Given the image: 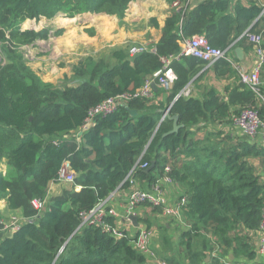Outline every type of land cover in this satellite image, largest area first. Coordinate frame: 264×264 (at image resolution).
I'll list each match as a JSON object with an SVG mask.
<instances>
[{
  "label": "trees",
  "instance_id": "16d2710c",
  "mask_svg": "<svg viewBox=\"0 0 264 264\" xmlns=\"http://www.w3.org/2000/svg\"><path fill=\"white\" fill-rule=\"evenodd\" d=\"M129 1L0 0V161L7 164V171L0 170V200L5 202L0 209V264H150L132 247V230L116 237L98 224H80L83 214L114 191L132 188L124 181L130 171L137 180L153 183L166 166L185 197L181 224L167 226L163 219L154 223L147 214L137 218L139 224L157 228L158 244L152 242V247L158 256L166 264H259L264 149L217 125L232 123L246 107L256 109L264 120V103L238 82L230 60L219 58L209 66L215 76L235 79L224 95L209 86L201 98L184 96L180 91L209 67L193 56L173 59L175 79L170 87L156 83L152 89L153 94L166 93L162 103H150L152 97H130L114 113L95 116L87 130L77 132L89 110L104 98L139 89L163 66L162 57L179 51L180 36L202 34L229 56L237 46L244 52L252 49L244 34L249 29L261 34L264 47V16H259L264 0H200L191 7L185 0H165L172 9L154 45L135 55L115 49L110 60H78L72 83L67 78L60 85L44 81L24 59L22 46L50 36L48 27L22 29L25 20L59 14L72 18L84 12L123 19ZM150 22L159 26L155 17ZM62 31L56 29L53 35ZM169 105V115H177L181 125L172 133L171 119L159 122L160 108ZM65 160L73 181L42 207L34 206L33 201L45 199ZM152 162L153 168L146 171ZM105 205L107 210L110 206ZM151 211L160 213L158 208ZM2 217L11 224L14 218L21 221L8 233ZM103 218L115 226L114 216ZM174 229L179 230L176 240Z\"/></svg>",
  "mask_w": 264,
  "mask_h": 264
},
{
  "label": "built area",
  "instance_id": "2783aa9c",
  "mask_svg": "<svg viewBox=\"0 0 264 264\" xmlns=\"http://www.w3.org/2000/svg\"><path fill=\"white\" fill-rule=\"evenodd\" d=\"M188 3V0L185 1V5ZM174 4L177 5V2ZM264 16V6L261 10L259 16ZM258 16V17H259ZM249 43L252 44V49L256 56V61L254 66L249 71L237 67L239 80L241 83L245 84L249 89H251L264 103V92L261 90V81H260V71L264 64V47L262 46V36L260 33H250L248 30L244 32ZM180 45L179 51L174 55H169L162 57L163 66L155 71L150 78H148L145 83L137 89L133 94L124 93L115 97H106L100 103L92 107L88 116L85 119L82 129H87L89 127L90 121H93L97 115H107L117 111L120 102L126 100L133 96H145L151 98L153 95L152 89L155 82H157L162 88L168 89L175 79V73L170 67V63L173 59H180L185 56H193L203 60L206 63V67L211 66L219 58H227L226 49L222 50L219 48L212 47L206 37L202 34L193 35L190 37L180 36L178 39ZM148 47H145L141 44H134L129 49L128 52L130 55L139 54L147 50ZM153 48H150V50ZM170 106H168L166 112ZM165 118V114H162L160 120L162 121ZM233 126L239 130L241 135L249 137L252 141L258 140L261 147L264 149V120L259 116V113L256 109L246 107L241 109L236 115L232 118ZM143 154V153H142ZM146 165V164H144ZM143 165V166H144ZM169 166H166L162 178L167 183H174V180L167 174L169 171ZM130 173L126 176L125 179H128L131 184V189H129L128 200L125 204L124 209V219L129 221L128 215L135 213V207L140 203H147L152 207H158L161 209V212L164 216L169 218H175L180 220L182 216V205L185 202V197H180L176 199L175 202H168L161 184L156 183L150 190L140 189L134 179L130 176ZM74 178V173L70 168L68 161H64L55 178L57 182H71ZM106 201V200H105ZM105 201L99 203L93 210L88 213L83 214L82 224L93 223L100 225L106 231H110L116 237H122L123 231L121 228L111 227L106 224L104 221V215H116L114 210L110 209L108 212L104 210ZM34 206L42 207L43 202L36 200L33 201ZM19 220L14 218L12 219L13 229L17 228ZM152 241V231L149 228L141 225L136 229V233L132 236L131 245L137 251L143 253L149 261L154 260L156 264H166V262L159 258L154 249L151 246ZM63 249V248H62ZM61 249V250H62ZM60 250V251H61ZM257 254L262 257V264H264V209L262 211L261 221L259 224V233H258V242L256 247ZM257 255V256H258ZM229 264V263H227Z\"/></svg>",
  "mask_w": 264,
  "mask_h": 264
},
{
  "label": "rangeland",
  "instance_id": "374dc122",
  "mask_svg": "<svg viewBox=\"0 0 264 264\" xmlns=\"http://www.w3.org/2000/svg\"><path fill=\"white\" fill-rule=\"evenodd\" d=\"M131 1L133 0H130L128 4ZM148 2L152 3V0H148ZM153 14L154 10H150L141 13L137 19L128 21L133 26L137 25L138 30L133 31H127L126 28L129 27L126 25L125 20L122 23L123 19H119L116 15L101 12H84L69 18L60 14L57 16L61 19L59 20L60 23L72 27L70 29L60 28L63 30L60 35L46 40H37V45L34 43L22 46V54L27 64L44 81L51 82L54 85H60L67 78L72 83L73 81L70 75L78 60L87 59L88 57L97 60L101 58L110 60L111 54L115 49L125 48L128 50L134 44H141L148 48L154 45V34H157L158 30L150 22ZM134 17L130 16L129 18L134 19ZM56 20H58L56 17L51 20L41 19L38 22L30 19L23 22V24L31 26L34 29H39L40 27H45L44 21L46 23L56 24ZM55 30L53 29L52 33H50V30L49 33L54 34ZM109 32L115 38L109 37ZM85 35L89 36L91 40L87 41ZM75 39L83 42V49L78 48L74 42ZM103 39L104 42H102ZM77 50L78 52L76 53ZM0 170L3 172L7 171L5 159L0 161ZM68 184H60L57 189L60 191L63 186ZM1 204H4V202L0 201ZM152 221L154 223H163L159 216H154ZM1 222L4 223L5 229L12 227L10 220H5V217L1 218ZM153 229V243L156 246L158 244V230L155 226ZM172 234L173 239L176 240L179 230L174 229Z\"/></svg>",
  "mask_w": 264,
  "mask_h": 264
},
{
  "label": "crops",
  "instance_id": "0c3cea01",
  "mask_svg": "<svg viewBox=\"0 0 264 264\" xmlns=\"http://www.w3.org/2000/svg\"><path fill=\"white\" fill-rule=\"evenodd\" d=\"M198 1H200V0H188L187 4H188V6L191 7L194 4H196ZM241 2L245 3V0H241ZM171 9H172V6H170L165 0H152V3H149L148 0H133L128 4V7L125 11V15H124L123 20H122L123 21L122 23H124V20H125L126 25L129 27V28H126L127 31L138 30L137 25L133 26L129 22L137 19V17H139V15L143 12H148L150 10H154V14L151 17H155L159 26L158 27L153 26L155 29L158 30V33L154 34L153 39L155 42H157V40L160 37V28L163 25L165 18L170 14ZM59 15H57V16H59ZM57 16H55L56 18H58V20H56V24L46 23V21H44L45 27L50 28V30H51L50 33L53 32V29H60V28L70 29L72 27V26H67V25H64L63 23H60L59 20H61V19H60V17H57ZM130 16H135V17H134V19H132V18H129ZM55 17H53V18H55ZM53 18L47 19L45 17H41L39 20H41V19L51 20ZM27 20H30V19H27ZM38 21H35V22H38ZM63 26H65V27H63ZM21 28L22 29H25V28L34 29L33 27L27 26L23 23L21 24ZM40 29H42V27H40L39 29H35V30H40ZM85 36H86L87 41L91 40V38L89 36H87V35H85ZM52 37H55V36L53 34H50L49 38H52ZM109 37H112V33H110V32H109ZM112 38H115V37H112ZM74 42L77 44L78 48L80 47V49H83V47H82L83 42L82 41H80L79 39H75ZM102 42H104V39L102 40ZM35 45H37V42H35ZM237 47H239V46H237ZM231 50H232L231 51L232 55L229 53V59H230L232 67L237 72V74H238V70L236 69L237 67H240L241 69H245L247 71L252 69V67L254 66V63L256 61V56L254 54L253 49H251L249 51H245V52L242 50L243 51V59L242 60H239L236 58L235 53H234V49H231ZM77 52H78V50L76 51V53ZM234 58L237 60L235 61ZM202 72H203V69L200 73H202ZM200 73H198L196 76H194L188 82V84L180 91V93H182L184 96H189L192 98H201L203 96L205 88L209 87V86H213L222 95H224V88L235 82V79L232 76L231 77L215 76L214 72L210 69V67H209V70H206V72L203 73L201 78H196ZM260 81H261V85L264 87V66L262 67V69L260 71ZM238 82H239V79H238ZM156 87H157L156 83H154L153 89H156ZM165 95H166V93H164V92H159L158 94L154 93L152 96V100H150L149 102L153 103L154 105H159V103H162L164 101ZM164 108H166V106H164L163 108H160V110L163 109L162 111H164ZM161 114H163V113H161ZM217 127H222L225 132H228L235 137H239L241 135L239 130L236 129L231 122L226 123V124H218ZM255 141L258 142V140H255ZM135 181H136V185L140 188H143V189H150L153 187V185L155 183L161 184L164 195H165L168 202H175L177 198L181 197L180 196L181 187L179 185H176L175 183H167L166 181L163 180L162 176L160 178H158L153 183H149L146 180H140L139 181L136 178H135ZM59 185L60 184H55V183H51L49 185L47 197L44 200V202H46L47 199L50 198V196L55 195L59 192V189H57V187ZM128 196H129V188L128 189L120 188L117 191H114V193L111 195V197L105 201L106 205L110 206L106 211L108 212L110 209L114 210V212L116 213V215H114L115 223H116L115 225L121 229H126V230H130V231L132 230L133 231L132 234H134L136 232L137 228L132 227V224L129 225V221L124 219V216H123L125 204L128 200ZM0 201L4 202V200H0ZM106 205H105V207H106ZM4 206H5V202H4V204L0 205V209H2ZM151 208H153V207H150V206L144 205V204L137 205L136 211H137L138 217H140V216L144 217L147 214L152 219L154 216H159L161 218V220L163 219V221L166 223L167 226L169 225L171 227H175L176 223L181 224L178 219L166 217L162 214V212H160V213L152 212ZM108 214H109V212H108ZM141 225H143V224H138V226H141ZM6 230H7L6 232H8V233H11L13 231L12 228L10 230H8V229H6ZM151 231H152V240L154 241V229ZM257 262L259 264H262V257L259 255L257 258ZM150 264H156V262L154 260H151Z\"/></svg>",
  "mask_w": 264,
  "mask_h": 264
},
{
  "label": "water",
  "instance_id": "95a60500",
  "mask_svg": "<svg viewBox=\"0 0 264 264\" xmlns=\"http://www.w3.org/2000/svg\"><path fill=\"white\" fill-rule=\"evenodd\" d=\"M234 53L237 59L242 60L243 59V51L240 47H235L234 48ZM166 108L164 109L163 114H165V117H167L168 119H171L172 122V129L168 132V133H172V132H176L178 130V128L181 126L180 124L177 123V115H169L168 111L166 112ZM131 114H136L135 110H130ZM161 122V120L159 121ZM154 163L152 162L151 165L146 168V171L151 170L153 168ZM137 214H129L128 217L132 222V227H137L138 226V221H137ZM80 227V226H79ZM230 259H232V254L229 255ZM208 259V257L206 258Z\"/></svg>",
  "mask_w": 264,
  "mask_h": 264
},
{
  "label": "clouds",
  "instance_id": "9594fccd",
  "mask_svg": "<svg viewBox=\"0 0 264 264\" xmlns=\"http://www.w3.org/2000/svg\"><path fill=\"white\" fill-rule=\"evenodd\" d=\"M247 30H249V29H247ZM204 63H205V62H204ZM205 68H206V63H205ZM155 83H157V82H155ZM169 106H170V105H169ZM167 108H168V107H167ZM167 108H166V109H167ZM169 108H170V107H169ZM168 110H169V109H168ZM162 113H163V112H162ZM161 115H162V114H161ZM83 123H84V122H83ZM82 125H83V124H82ZM82 125H81L80 129H79L78 132H77L78 134H80L82 131H85V130L88 129V128H87V129H82ZM89 126H90V125H89ZM65 161H67V160H65ZM63 162H64V161H63ZM68 162H69V161H68ZM128 174H129V173H128ZM128 174H127V175H128ZM127 175H126V176H127ZM130 176H131V177L134 179V181H135V178L133 177L132 173H130ZM125 178H126V177H125ZM125 178H124V181H126V180L128 181V179H125ZM73 179H74V178H73ZM72 181H73V180H72ZM72 181H71V182H72ZM71 182H57V181H55V179H54V181H53L52 183H55V184H58V183H59V184H66V183H71ZM128 182H129V181H128ZM135 183H136V181H135ZM155 184H156V183H155ZM155 184H154V185H155ZM154 185H153V186H154ZM129 186H131V184H129ZM139 188H140V187H139ZM140 189H143V188H140ZM150 189H151V188H150ZM150 189H144V190H150ZM113 193H114V192H113ZM46 197H47V196H46ZM46 197H45V199H46ZM181 197H184V196H181ZM45 199H44V200H45ZM177 199H178V198H177ZM44 200H42L43 205L46 203V202H44ZM140 204H144V205H148V206L152 207L151 205H149V204H147V203H140ZM138 205H139V204H138ZM136 207H137V206H136ZM136 207H135V213H131V214H137ZM153 208H158V207H153ZM158 209H159L160 212H161V209H160V208H158ZM137 217H138V216H137ZM17 219H18V218H17ZM128 219H129V217H128ZM18 220H19V222H18V224H19L20 221H21V219H18ZM129 220H130V219H129ZM130 222H131V220H130ZM131 224H132V222L130 223V225H131ZM138 224H139V223H138ZM81 225H83V224L81 223L80 226H81ZM143 226H144V225H143ZM137 227H138V226H137ZM137 227H136V228H137ZM145 227H146V226H145ZM11 228H12V230H13V226H12ZM146 228H148V227H146ZM149 229L153 230V228H149ZM121 230L123 231V230H125V229H121ZM135 233H136V232H135ZM135 233H134V234H135ZM134 234H133V235H134ZM131 236H132V235H131ZM152 242H153V240L151 241V246H152ZM152 248H153V247H152ZM153 249H154V248H153ZM156 255H157V254H156ZM157 256H158V255H157ZM158 257H159V256H158ZM159 258H160V257H159Z\"/></svg>",
  "mask_w": 264,
  "mask_h": 264
}]
</instances>
